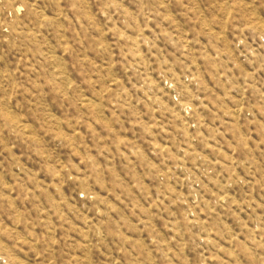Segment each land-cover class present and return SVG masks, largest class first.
Listing matches in <instances>:
<instances>
[{
    "label": "rangeland",
    "instance_id": "374dc122",
    "mask_svg": "<svg viewBox=\"0 0 264 264\" xmlns=\"http://www.w3.org/2000/svg\"><path fill=\"white\" fill-rule=\"evenodd\" d=\"M0 264H264V0H0Z\"/></svg>",
    "mask_w": 264,
    "mask_h": 264
}]
</instances>
